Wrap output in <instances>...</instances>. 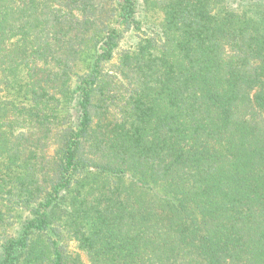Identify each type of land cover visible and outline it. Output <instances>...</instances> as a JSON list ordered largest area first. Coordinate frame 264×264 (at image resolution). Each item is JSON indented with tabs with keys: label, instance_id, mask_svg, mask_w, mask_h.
<instances>
[{
	"label": "trees",
	"instance_id": "trees-1",
	"mask_svg": "<svg viewBox=\"0 0 264 264\" xmlns=\"http://www.w3.org/2000/svg\"><path fill=\"white\" fill-rule=\"evenodd\" d=\"M0 264H264V0H0Z\"/></svg>",
	"mask_w": 264,
	"mask_h": 264
}]
</instances>
